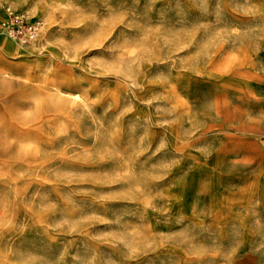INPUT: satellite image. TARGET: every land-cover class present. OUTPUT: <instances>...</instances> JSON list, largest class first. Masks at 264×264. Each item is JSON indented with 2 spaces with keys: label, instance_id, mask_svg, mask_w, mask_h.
Masks as SVG:
<instances>
[{
  "label": "rangeland",
  "instance_id": "374dc122",
  "mask_svg": "<svg viewBox=\"0 0 264 264\" xmlns=\"http://www.w3.org/2000/svg\"><path fill=\"white\" fill-rule=\"evenodd\" d=\"M0 186V264H264V0H0Z\"/></svg>",
  "mask_w": 264,
  "mask_h": 264
},
{
  "label": "built area",
  "instance_id": "2783aa9c",
  "mask_svg": "<svg viewBox=\"0 0 264 264\" xmlns=\"http://www.w3.org/2000/svg\"><path fill=\"white\" fill-rule=\"evenodd\" d=\"M4 27L7 34L14 40H18L21 43H29L37 39L41 29V22L24 16H11L4 23Z\"/></svg>",
  "mask_w": 264,
  "mask_h": 264
},
{
  "label": "bare ground",
  "instance_id": "6f19581e",
  "mask_svg": "<svg viewBox=\"0 0 264 264\" xmlns=\"http://www.w3.org/2000/svg\"><path fill=\"white\" fill-rule=\"evenodd\" d=\"M137 39V38H136ZM129 45V44H128ZM139 52V51H138ZM142 60V59H141ZM128 69V68H127ZM112 72V71H111ZM117 73V72H116ZM123 73V72H122ZM96 126V125H95ZM48 127V126H47ZM94 139V138H93ZM61 162V161H60ZM55 165V164H54ZM1 187V186H0Z\"/></svg>",
  "mask_w": 264,
  "mask_h": 264
}]
</instances>
